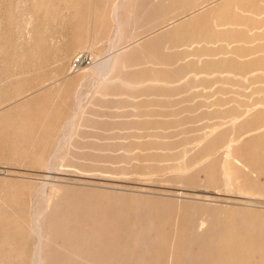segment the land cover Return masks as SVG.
Wrapping results in <instances>:
<instances>
[{
	"label": "rangeland",
	"instance_id": "1",
	"mask_svg": "<svg viewBox=\"0 0 264 264\" xmlns=\"http://www.w3.org/2000/svg\"><path fill=\"white\" fill-rule=\"evenodd\" d=\"M119 2L127 8L121 10L124 40L117 43L113 16ZM164 2L0 0V264L34 262L32 226L51 193L57 196L42 217L50 233L45 264H188L201 246L197 222L214 208L256 211L264 218L263 195L249 199L200 183L199 175L189 177L208 162L220 168L228 146L225 136L234 131L213 125L216 110L235 103L241 109L256 107L264 98V76L258 70L245 77L206 70L195 60V47L183 43L135 54L136 45L228 0L196 1L181 11L162 9ZM18 6L33 7L35 23L23 22ZM114 53H125L131 66L115 68L102 84L93 69ZM80 55L91 63L75 69L73 59ZM71 119L80 127L69 131ZM219 128L223 139L203 153L200 137ZM235 130L249 145L264 126ZM245 157L256 164L263 156ZM52 161L54 169L47 165ZM137 203L162 210L158 225L144 236L157 241L152 252L138 251ZM257 245H251L253 251ZM255 252L264 255V247Z\"/></svg>",
	"mask_w": 264,
	"mask_h": 264
},
{
	"label": "bare ground",
	"instance_id": "2",
	"mask_svg": "<svg viewBox=\"0 0 264 264\" xmlns=\"http://www.w3.org/2000/svg\"><path fill=\"white\" fill-rule=\"evenodd\" d=\"M26 1L29 2V0ZM30 1L32 3V0ZM196 1L197 3H199L201 0H165V2L160 7L164 10L174 9L181 11V10L189 9L190 6L193 7ZM92 3L90 5H92ZM16 4L14 5V8H17ZM20 4L27 5V3L26 2L24 3L23 1H21ZM34 5L35 4H33V7ZM36 5H38V3H36ZM36 5L35 7L37 8ZM19 7L20 6H18V10H20V12L18 13L17 12L18 10H16L19 16L15 11L13 12L14 14H17L18 17L24 19L23 22L24 21L30 22L31 19L33 20V22L36 20L35 18H32L33 16L31 14L32 12L31 10L33 9V7L32 9L29 8L28 6L27 7L25 6V8L24 7L19 8ZM26 8L27 11L25 12L24 9ZM123 8L126 9L127 6H123V4H120V2L118 4H115L114 7L113 18L115 19L117 25L116 26L117 43L119 41L124 40L123 28L125 26L122 19L124 13L121 15V10ZM28 11L30 13H28ZM36 12L34 11L33 15H35ZM74 14L76 15L75 12ZM180 15L181 14H176L174 15V17H178ZM126 18L124 17V20ZM18 19H16V21ZM21 21L19 19L18 23ZM33 26L31 24L30 27ZM91 42L89 41L88 44H90ZM181 43L195 47L194 50L195 51L194 56L196 57L195 60H197L198 63L203 62L204 66L206 67L204 69L206 70H210L214 68L217 69L218 71L222 70L231 73L233 75H240L243 77H245V75L248 72L258 70L261 72L260 75L264 76V0H228V2H226L225 4L222 5L217 4L209 9H204L200 12V14L198 15L194 14L190 16L188 19H184L178 22L175 26H173V28H170L165 32H163L162 34H159L156 37L151 38L146 43L136 45L134 47V53L139 54L141 52L149 51V50L152 52L163 51L169 49L170 47H174L178 44L182 45ZM113 44H116V42ZM111 55L112 57L109 56L108 59L106 58L107 60L104 59L105 61L103 60L102 63H99L93 69L95 74L97 73L100 76L102 84L107 83L109 79H111V76L115 68H117V70L119 69L123 70L124 68H129L131 66L129 64V60L125 53L122 54L114 53ZM257 103H256V107L254 108L241 109L239 104L235 103L234 105H230L229 107H225L224 109L216 110V116H215L216 120L215 123H213V125L231 126L232 131H234L233 133L230 134L229 137L225 136V138H228V146L225 152V158L220 168L213 166L212 162H208L203 167L200 166L199 168L194 170L193 173L190 172L191 174L189 175V177H194L196 175H199L200 183H206L216 187L218 186L229 193H238L240 195L249 197V199H254L252 197H257L260 195L264 196V132L263 134L262 133L258 134L259 138L256 139L257 141L255 143L248 145V142H245V140H243L244 138L242 131H240L241 132L240 133L239 131L235 130V126H248V127L264 126V98L263 101L260 100L257 101ZM224 105L225 104H219V108H223ZM16 120L18 119H15V122ZM20 120H21V116H20ZM17 122L20 124L19 120ZM68 124H71V126L69 125L70 128L69 131L75 130L80 127V126H73L75 125L73 119H71V122ZM14 132L16 133V131ZM224 135H225L224 129H220V128L212 129L211 131H208L205 134H203L200 137V143H199L203 153H207L211 149L216 147L219 144V142L223 139ZM252 135H249V137L248 136L247 137L251 138ZM1 152L4 151L2 150ZM242 154L244 156H241ZM245 155H251V156L262 155L263 157L256 160L258 161L256 164H253L250 159L245 157ZM47 165L48 168L50 169L55 168L54 167L55 164H53V161L48 162ZM179 170L185 171L186 169H179ZM56 196L57 195L55 193H51V195L47 196L48 203H46L47 206H45L47 208H44V210L41 213L39 212L40 214L37 215L35 220V225H34L35 227L32 226L33 228H35V230L34 229L33 230H34V235L36 237V244L34 246L35 248H33L34 256L32 254L33 256L32 259L34 260V262L32 264H45L46 262H48L45 260V257L43 255L44 254L43 250H44L45 242L50 239L49 236L50 233L47 234L46 233L47 229L44 230L45 228L43 227L42 224V217L44 216L45 213L51 211V204L54 202ZM133 209H134L133 215L136 219V222L141 224L139 226L140 229L138 230L137 235H135V240L139 244L138 251L147 250V252L149 251L152 252L157 248V241H155L154 238L146 239L144 236L150 230H153L155 226L158 225V218L162 210L158 207L145 205L143 203L135 204V207ZM254 212L256 211L244 210L243 212H239V211H232V210L229 211L225 209L214 208L213 213L209 214L206 218H201L197 222V229H198L197 241L201 243V246L199 248V252H197L196 259L189 262L188 264L190 263L191 264H264V255L255 252V251L260 252V249L264 247V218L258 217L257 215H255ZM65 213H67V210ZM15 215L16 214H13V216ZM10 220L11 219L8 220L9 224L12 221ZM44 225L47 226V224ZM23 235L24 234H22V236ZM125 238H129V237H125ZM19 240L20 239H18V241ZM255 242L258 245L256 247V250L253 251V247L251 245ZM125 244L127 246L129 243H125ZM53 246H55V244ZM126 246L125 248L127 249ZM205 252H208L210 254L212 253L214 256L210 258H206L203 256ZM253 256L256 259L255 261L251 259ZM92 264H100V263L95 262ZM143 264H151V263H149V261H145Z\"/></svg>",
	"mask_w": 264,
	"mask_h": 264
},
{
	"label": "built area",
	"instance_id": "3",
	"mask_svg": "<svg viewBox=\"0 0 264 264\" xmlns=\"http://www.w3.org/2000/svg\"><path fill=\"white\" fill-rule=\"evenodd\" d=\"M90 63H91L90 58H88L87 56L80 55L73 59L72 65H73V68L79 69L82 66L88 65Z\"/></svg>",
	"mask_w": 264,
	"mask_h": 264
}]
</instances>
